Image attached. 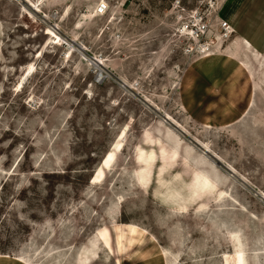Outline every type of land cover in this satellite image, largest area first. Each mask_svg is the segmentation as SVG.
<instances>
[{
	"label": "rangeland",
	"instance_id": "obj_1",
	"mask_svg": "<svg viewBox=\"0 0 264 264\" xmlns=\"http://www.w3.org/2000/svg\"><path fill=\"white\" fill-rule=\"evenodd\" d=\"M250 1L0 0V264L256 263Z\"/></svg>",
	"mask_w": 264,
	"mask_h": 264
},
{
	"label": "crops",
	"instance_id": "obj_2",
	"mask_svg": "<svg viewBox=\"0 0 264 264\" xmlns=\"http://www.w3.org/2000/svg\"><path fill=\"white\" fill-rule=\"evenodd\" d=\"M253 2H254V0H251L248 3V5L242 11L240 18L237 21V22H240V23L241 22L244 23L243 26H242V30H241V32L244 35H247V33L249 32V30H250L249 26H251V27L253 26L252 23H253V20L255 19L256 15L258 13H262L263 12V10L260 11V9L262 8V6H264V2L260 1L259 3H254V4H253ZM259 7H261V8L259 9V11H257ZM256 11H257V13H256ZM251 18H254V19H251ZM247 20H249V22L246 24Z\"/></svg>",
	"mask_w": 264,
	"mask_h": 264
},
{
	"label": "bare ground",
	"instance_id": "obj_3",
	"mask_svg": "<svg viewBox=\"0 0 264 264\" xmlns=\"http://www.w3.org/2000/svg\"><path fill=\"white\" fill-rule=\"evenodd\" d=\"M102 6V5H101ZM100 8V7H99ZM98 11V10H97ZM100 11V10H99ZM102 12H103V10H102ZM240 28V27H239ZM59 41H63V38H59ZM76 46L75 45H72V44H70V49H71V51H75V48ZM95 62H97V63H99V61L98 60H95ZM31 71V70H30ZM241 247V246H240ZM239 247V248H240ZM244 254H245V250H243V249H238L237 250V256H238V258H239V264H246V262H247V259H246V257L244 258ZM243 257V259H242V257ZM255 256H256V263L255 264H263V262H262V258L264 257V246H262V245H259L258 246V248H256V251H255Z\"/></svg>",
	"mask_w": 264,
	"mask_h": 264
},
{
	"label": "snow or ice",
	"instance_id": "obj_4",
	"mask_svg": "<svg viewBox=\"0 0 264 264\" xmlns=\"http://www.w3.org/2000/svg\"><path fill=\"white\" fill-rule=\"evenodd\" d=\"M184 211H186V209H184ZM101 239H103V236H101ZM105 244L107 245V241L106 240H105ZM93 248H95V245H93Z\"/></svg>",
	"mask_w": 264,
	"mask_h": 264
}]
</instances>
